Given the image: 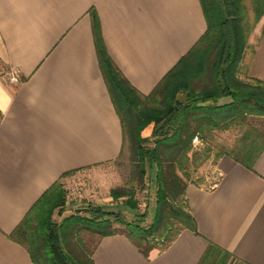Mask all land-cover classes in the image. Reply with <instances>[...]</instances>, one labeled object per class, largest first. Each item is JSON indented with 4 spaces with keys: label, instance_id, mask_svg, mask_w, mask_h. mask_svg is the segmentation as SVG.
<instances>
[{
    "label": "crops",
    "instance_id": "crops-1",
    "mask_svg": "<svg viewBox=\"0 0 264 264\" xmlns=\"http://www.w3.org/2000/svg\"><path fill=\"white\" fill-rule=\"evenodd\" d=\"M91 11L112 59L143 95L208 28L201 0H0V63L20 78L0 81V264H35L10 234L66 173L122 153V121L98 60ZM256 69L252 77L264 81V68ZM215 170L213 185L187 188L197 233L184 230L148 258L126 236H107L96 264H200L210 243L264 264V150L253 168L225 155Z\"/></svg>",
    "mask_w": 264,
    "mask_h": 264
},
{
    "label": "trees",
    "instance_id": "trees-1",
    "mask_svg": "<svg viewBox=\"0 0 264 264\" xmlns=\"http://www.w3.org/2000/svg\"><path fill=\"white\" fill-rule=\"evenodd\" d=\"M201 2L207 31L150 95L138 92L114 62L99 17L91 11L98 60L123 132L128 130L131 136L135 173L141 182L148 179L156 186L154 215L146 225L148 214L140 211L135 190L114 188V208L89 205L55 222L54 211L65 204L61 180L75 171L66 173L10 234L29 250L35 264H96L94 252L100 241L113 235L126 236L148 258L153 250L167 249L184 230L198 232L185 178L190 154L195 158L202 154L194 152V140L264 117V81L239 74L250 35L264 17V0H251L250 8L246 0ZM183 93L185 97L180 98ZM151 124L152 134L143 137ZM151 140L153 146L148 145ZM263 150L264 132L251 128L234 152H221L217 158L227 155L253 168ZM85 235L97 236L92 249ZM200 264L248 263L210 243Z\"/></svg>",
    "mask_w": 264,
    "mask_h": 264
},
{
    "label": "rangeland",
    "instance_id": "rangeland-1",
    "mask_svg": "<svg viewBox=\"0 0 264 264\" xmlns=\"http://www.w3.org/2000/svg\"><path fill=\"white\" fill-rule=\"evenodd\" d=\"M250 3L251 0H246L249 8ZM259 57L264 58V17L250 35L249 46L240 66L241 78L252 77L257 73L256 68H264V59L258 60ZM12 72V69L0 63V81L5 80L4 77ZM153 127L154 125L151 124L143 130V137H150ZM251 128L264 132V117L251 118L248 126L228 131H215L203 138L200 137L195 142L194 152L202 154L197 158L193 153L190 154L191 159L187 170L189 176H185L188 183L202 184L206 187L213 185L218 179V173L215 170L219 159L217 156L221 152L223 154L234 152L233 150ZM148 145L153 146V140L149 141ZM61 186L64 191L65 204L54 211L55 222H61L79 209L86 210L89 205H105L114 208L115 202L111 197V191L114 188L121 190L133 188L140 204V211L142 213L147 211L145 224L149 225L152 222L156 203V186L148 179L141 182L135 173L132 163L131 136L128 130L124 133L123 150L119 158L98 167L75 171L61 180ZM96 240L97 236L93 235H85L84 238L90 249L94 247Z\"/></svg>",
    "mask_w": 264,
    "mask_h": 264
},
{
    "label": "built area",
    "instance_id": "built-area-1",
    "mask_svg": "<svg viewBox=\"0 0 264 264\" xmlns=\"http://www.w3.org/2000/svg\"><path fill=\"white\" fill-rule=\"evenodd\" d=\"M9 80L13 83H18L20 81V78H19V72L16 71V70H13L12 73H10V76H9ZM198 140V138H196L194 140V142H196Z\"/></svg>",
    "mask_w": 264,
    "mask_h": 264
},
{
    "label": "water",
    "instance_id": "water-1",
    "mask_svg": "<svg viewBox=\"0 0 264 264\" xmlns=\"http://www.w3.org/2000/svg\"><path fill=\"white\" fill-rule=\"evenodd\" d=\"M80 210H82V209H80Z\"/></svg>",
    "mask_w": 264,
    "mask_h": 264
}]
</instances>
